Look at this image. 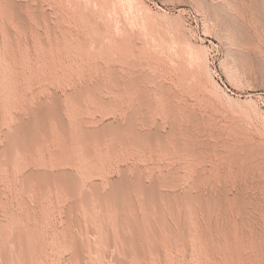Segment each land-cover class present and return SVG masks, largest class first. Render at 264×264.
<instances>
[{
  "label": "rangeland",
  "instance_id": "obj_1",
  "mask_svg": "<svg viewBox=\"0 0 264 264\" xmlns=\"http://www.w3.org/2000/svg\"><path fill=\"white\" fill-rule=\"evenodd\" d=\"M115 79L142 81L122 91L112 85ZM86 86L94 94L77 103L74 95ZM57 98L70 136L49 121L35 152L7 155V136ZM195 116L202 126L193 122ZM129 121L143 134L162 132L163 140L136 145L130 134L126 144L106 136L92 140L88 153L74 141L79 126L100 130ZM185 127L198 131L196 136L180 134ZM195 138L210 143V151L193 152L178 143ZM0 149V223L43 240L31 264H75L77 246L88 259L76 264H112V258L113 264H264V0H0ZM240 154L253 159L233 162ZM43 172L72 173L79 195L57 185L46 190L29 179ZM124 175L132 182L138 176L137 182L149 187L157 184L173 203L163 202L165 211L161 206L149 212L134 192L126 224L114 210L80 203L94 185L106 194ZM225 190L230 197H253L248 223L237 206L222 213L218 206H186L177 198L188 192L218 196ZM75 202L80 204L75 207ZM72 212L74 222L68 219ZM161 215H167V226ZM9 242L0 236V251ZM0 264H5L1 254Z\"/></svg>",
  "mask_w": 264,
  "mask_h": 264
},
{
  "label": "bare ground",
  "instance_id": "obj_2",
  "mask_svg": "<svg viewBox=\"0 0 264 264\" xmlns=\"http://www.w3.org/2000/svg\"><path fill=\"white\" fill-rule=\"evenodd\" d=\"M10 3H13L12 1L10 2ZM16 3V2H15ZM8 5V4H7ZM12 6V5H11ZM16 8V7H15ZM12 9V8H11ZM19 9V8H18ZM256 9V8H255ZM13 12H14V10H13ZM15 15V14H14ZM18 16H19V14H17ZM16 15V16H17ZM263 16V15H262ZM24 17V16H23ZM16 19V18H15ZM17 20V19H16ZM227 20V19H226ZM21 21V20H20ZM19 22V21H18ZM76 43V42H75ZM15 44V43H14ZM77 49V48H76ZM81 56V55H80ZM76 57V56H75ZM10 58V57H9ZM78 59V58H77ZM77 64V63H76ZM103 70V69H102ZM129 72V71H128ZM116 73V72H115ZM89 76V75H88ZM128 77V76H127ZM118 78H119V76H118ZM139 78V77H138ZM142 78V77H141ZM144 78V77H143ZM148 78V77H147ZM122 80H119V79H115L114 81L112 80V85H114V87L116 88V89H119V90H122V91H124V89H128V88H137L138 87V85H139V82L140 81H142V80H140V81H138V80H131V81H129V83H127V84H124L125 82H121ZM111 82V81H110ZM101 84V83H100ZM85 85H88V84H85ZM141 85V84H140ZM91 86V85H90ZM97 86V85H96ZM77 87V86H76ZM92 87V86H91ZM100 87V86H99ZM84 88V87H83ZM97 88V87H96ZM95 88V89H96ZM99 89V91H100V89H102V88H97V90ZM94 89H92V88H90L89 86H86L85 88H84V90L83 91H80V93L78 92V94L76 93L75 95H74V100L78 103V102H81L82 100H83V97L85 96V94L86 93H88V94H94V91H93ZM152 91V90H151ZM158 91H159V89H158ZM159 92H162V94H164V91H159ZM168 92V91H167ZM151 93V92H150ZM87 95V94H86ZM167 95H168V93H167ZM166 95V96H167ZM98 98V97H97ZM170 98V97H169ZM69 99H70V97H69ZM68 99V100H69ZM171 99V98H170ZM72 100H73V98H72ZM99 100V99H98ZM142 101H147V100H145V98H142L141 99ZM167 100H169V99H167ZM62 101V100H61ZM102 101H104V100H102ZM102 101H100V102H102ZM63 102V101H62ZM75 102V103H76ZM115 102V101H114ZM147 102H150V101H147ZM170 102V101H169ZM59 101H58V98H57V100H56V102L54 103L53 102V104H47V105H44V106H42V107H40L39 109V111L38 112H34L31 116H32V119H31V121L30 122H28V123H26V124H24L25 123V121L23 122V120H22V122H23V124H20V125H18V127L16 128V130L12 133V134H10L9 136H7L8 138V142H9V147L7 148V149H5V153L7 154V155H9V156H14V153L16 152V151H20V152H25V151H28V150H30V149H33V151H34V147H36L37 145H39L40 143H41V133H45V134H47L48 133V130H49V121H53L55 124H56V126L60 129V131L62 132V133H64V134H67L68 132H69V123H67L68 122V120H64V118L62 117V115H61V110L63 111V108H61V110H60V106H59ZM82 104H83V102H81ZM104 103V102H103ZM172 103V102H171ZM150 104V103H149ZM79 105H80V103H79ZM136 105V104H135ZM145 105H147V104H145ZM144 105V106H145ZM64 106V105H63ZM152 106V105H151ZM168 106H170V105H168ZM174 106V105H173ZM150 107V106H149ZM171 107V106H170ZM66 108V107H65ZM146 108V107H145ZM148 108V107H147ZM139 110V109H138ZM173 110V109H172ZM145 111V110H144ZM147 111V110H146ZM168 111V110H167ZM171 112V111H170ZM174 112H176V110H174ZM133 113H134V111H133ZM136 113V112H135ZM172 113V112H171ZM193 113V112H192ZM137 114V113H136ZM177 114V113H176ZM132 115V114H131ZM135 115V114H134ZM149 116V115H148ZM192 116V115H191ZM194 116V115H193ZM198 116H200V115H198ZM135 117H136V115H135ZM196 117V116H195ZM193 117V122L196 124V125H198L199 124V120H198V118L196 117ZM69 118V117H68ZM131 118H133V117H131ZM186 118V117H185ZM134 119V118H133ZM192 119V118H191ZM206 119V118H205ZM133 121V120H132ZM135 121V120H134ZM133 121V122H134ZM137 121V120H136ZM145 121V120H144ZM86 122V121H85ZM130 122V124L129 123H127L128 125H125V126H123L124 124H120V125H111V123H110V125L108 124L107 126H105V127H103V126H101V127H103L102 129H100V130H93L94 128H92V130H90L91 129V127H89L90 129L88 130L87 128L85 129V128H83V127H81V126H79V127H77V133L75 134V136H74V141L77 143V145L78 146H80V148L81 147H84V149H85V153H88L89 151L91 152V149L89 150L88 149V147H89V143L92 141V140H98V139H101V138H105L106 136H109V137H113L114 139H116V140H118V141H122L123 143L125 142V144L127 143L126 142V140H127V134H130L131 135V138H132V141L133 142H135L136 143V145L137 144H143V143H151L152 145H155L157 142H160V141H162L163 140V135L159 132V133H157L156 131V133L155 132H152V134H143L142 132H138L137 130H136V128H135V126L133 125V123H131V121H129ZM20 123V122H19ZM51 123V122H50ZM115 123V122H114ZM120 123V122H119ZM202 123V122H201ZM201 123L199 124V125H201ZM69 124V125H68ZM193 124V123H192ZM194 124V125H195ZM52 125V124H51ZM79 125V124H78ZM195 125V126H196ZM186 126V125H185ZM188 126V125H187ZM193 126V125H192ZM202 126V125H201ZM175 127V126H174ZM205 127V126H204ZM96 128V127H95ZM176 129H177V127H175ZM186 128V127H185ZM71 129V128H70ZM174 129V128H173ZM183 129V128H182ZM197 129H199V128H197ZM140 130V129H139ZM201 130H203L202 129V127H201ZM200 130V131H201ZM148 131V130H147ZM158 131V130H157ZM172 131V130H171ZM178 131H179V129H178ZM55 132V131H54ZM175 132V131H174ZM181 133L180 134H182V135H184L185 137H188V138H194L195 136H196V134H197V132L198 131H195V130H193V127H192V129H190V128H186L185 130H181L180 131ZM9 133V132H8ZM53 133V132H52ZM72 133V132H71ZM154 133V134H153ZM177 133V132H176ZM51 134V133H50ZM169 134V133H168ZM54 135V134H53ZM67 135H69V134H67ZM172 135V134H171ZM175 135H177V134H175ZM175 135H174V137H175ZM70 136V135H69ZM168 136V135H167ZM166 136V137H167ZM169 136H170V134H169ZM47 137V136H46ZM51 137V136H50ZM164 137H165V135H164ZM198 137V136H197ZM72 138V137H71ZM173 138V137H172ZM70 139V138H69ZM178 140H180L179 138H177ZM201 139V138H200ZM199 139V140H200ZM47 141H50V139L48 140V139H46ZM68 140V139H67ZM102 140V139H101ZM104 140V139H103ZM164 140H165V138H164ZM174 140V139H173ZM199 140H196V138H195V140H194V142H188V140L187 141H182V142H179L178 141V143L181 145V147H183L184 149H186V150H190V151H193V152H203V151H210L209 149H211V144L210 143H204V141L203 142H201V140L199 141ZM210 140V139H209ZM129 141H131V140H129ZM171 141H172V139H171ZM207 141V140H206ZM70 142V141H69ZM98 143H99V141H97ZM174 142V141H173ZM67 143V142H66ZM155 143V144H154ZM163 143H164V141H163ZM165 144H166V141H165ZM208 144H210V145H208ZM253 144V143H252ZM117 145H118V143H117ZM129 145V144H128ZM140 145V146H141ZM213 145V144H212ZM88 146V147H87ZM114 146V145H113ZM115 146H116V144H115ZM120 146V145H119ZM164 146V145H163ZM249 146V145H248ZM153 147V146H152ZM178 147V146H177ZM253 147V146H252ZM79 148V147H78ZM92 148V147H91ZM116 148V147H115ZM120 148V147H119ZM155 148H156V146H155ZM165 148V147H164ZM212 148H215V146L213 147L212 146ZM246 148V147H245ZM243 149V148H242ZM255 149V148H254ZM259 149V147L256 149V150H258ZM1 150V149H0ZM113 150V149H112ZM159 150V149H158ZM216 150V149H215ZM247 150H248V147H247ZM3 151V150H2ZM169 151V150H168ZM213 151V150H212ZM230 151V150H229ZM261 151L262 150H260L259 152H260V154H261ZM35 152V151H34ZM33 152V153H34ZM5 153H3L4 155H5ZM59 153V152H58ZM211 154V153H210ZM236 154H238V153H236ZM254 154V153H253ZM3 155V156H4ZM247 155V154H246ZM250 155V154H249ZM249 155H247L248 157H242L241 156V154L240 155H234L233 157H232V160H233V162H235V163H237V164H242L244 161L246 162V160H248V161H250L251 160V158L252 157H250ZM255 155H256V153H255ZM2 156H0V158H1ZM250 157V158H249ZM12 158V157H11ZM256 158V157H255ZM37 159V158H36ZM253 159V158H252ZM9 160H10V158H9ZM13 160V159H12ZM11 160V161H12ZM4 161V160H3ZM5 162V161H4ZM83 163V162H82ZM5 164V163H4ZM83 167V166H82ZM88 167V166H87ZM205 168V167H204ZM259 168V167H258ZM88 169V168H87ZM125 169V168H124ZM32 170V169H31ZM81 170V169H80ZM84 170V169H83ZM126 170V169H125ZM239 170V169H238ZM245 170V169H244ZM61 171V170H60ZM32 172V171H31ZM52 172V171H51ZM55 172V171H54ZM65 172V171H64ZM260 172V171H259ZM49 173V172H48ZM75 173V172H74ZM255 173V172H254ZM27 174H29V173H27ZM50 174V173H49ZM49 174H45L44 172L43 173H31V175H29L30 176V180H31V182L32 181H34V182H36L40 187H42V188H47L46 190H48V188L50 189V187H53V186H55V185H57V186H59V187H61L62 189H64L65 190V192L68 194V195H70V196H73V197H76L77 195H79V193H80V190H81V188H80V183L78 182L79 180H77L76 178H74L71 174H67V173H57V174H54V175H49ZM222 174V173H221ZM258 175V174H257ZM88 176V175H87ZM86 176V177H87ZM142 176V175H141ZM180 176V175H179ZM252 176V175H251ZM125 179H123L122 181H120V182H118L117 181V183H114L113 184V187H112V189H111V191L108 193H106V194H103L102 193V191H100L99 190V187H97V185L95 186L94 185V187L93 188H91L90 189V191L88 192L87 191V195L85 196V198L83 199V200H81V202H80V200H79V202L80 203H82L83 205H88V207H89V205H94V204H97V205H99L100 206V208H102V209H108V210H111V211H115V212H117V214H118V217H119V219H120V221H121V223L122 224H126V223H128L129 221H130V213L128 212V209H127V204H128V202H131L132 201V197L134 196L133 195V193L134 192H136V193H138L139 194V196L141 195L142 196V198L144 199V202H145V205L147 206V208L149 209V212L150 211H153L154 210V208H160L161 206H162V203L163 202H167L168 204L170 203H173V201H174V199L171 197V196H169L168 194L166 195V194H163L162 192H160V189H158V188H160V187H156L157 186V184H156V186H152V187H149V186H147L148 184H144L143 182H137L138 181V179H137V177L138 176H136V178H135V180H137L136 182H132V180H131V178H130V180L127 178V177H125V175L123 176ZM28 178V177H27ZM27 178H25L26 180H27ZM78 178V177H77ZM139 178V177H138ZM142 178H143V176H142ZM201 178V177H200ZM254 178V177H253ZM29 179H28V181H29ZM140 179V178H139ZM145 179V178H144ZM168 179V178H167ZM26 180H25V182H26ZM121 180V179H120ZM142 180V179H141ZM164 180H166V179H164ZM169 180V179H168ZM259 180V179H258ZM27 181V182H28ZM81 181V180H80ZM102 181V180H101ZM134 181V180H133ZM30 182V181H29ZM87 182H88V180H87ZM94 182V181H93ZM158 182V181H157ZM156 182V183H157ZM162 182V181H161ZM197 182V181H196ZM202 182V181H201ZM99 183V182H98ZM162 183H164V182H162ZM161 183V184H162ZM175 183V182H174ZM199 183V182H198ZM29 184V183H28ZM160 184V185H161ZM200 184V183H199ZM216 184V183H215ZM163 185V184H162ZM26 186H27V184H26ZM159 186V185H158ZM2 187V186H1ZM27 188V187H26ZM28 188H29V185H28ZM90 188V187H89ZM87 189V188H86ZM224 189V188H223ZM26 190H28V189H26ZM53 190V189H52ZM58 190V189H57ZM28 191H30V193L32 192L30 189L28 190ZM28 191H26V192H28ZM45 191V190H44ZM43 191V192H44ZM190 191V190H189ZM240 191V190H239ZM2 192V191H1ZM0 192V194H2ZM42 192V193H43ZM46 192V191H45ZM205 192V191H204ZM228 192V191H227ZM226 192V190L224 191V192H222V194H220V195H218V196H214V195H209L208 194V196H207V194L206 195H193V194H191L190 192H188V194H186V195H184V196H180V197H177L178 198V200L181 202V203H183V204H189V205H193V204H195V203H200V204H203V205H205V206H209V205H211V206H218L223 212L222 213H224L227 209H228V206L229 205H234V206H237V210L239 211V212H241L242 214H243V221L244 222H249L250 221V211H249V205H251L252 203H254L255 204V202H253L252 201V198L251 199H249V197L247 198L245 195H246V193H245V195L243 194V193H239V194H237L236 196H232V197H230L229 195H228V193ZM48 193V192H47ZM64 193V192H63ZM84 194H86V193H84ZM176 194V193H175ZM175 194H170V195H175ZM3 195V194H2ZM59 195V194H58ZM83 195V194H82ZM177 195V194H176ZM1 196V195H0ZM45 196H46V193H45ZM3 197V196H2ZM135 197V196H134ZM255 200V199H254ZM26 201H28L27 199H26ZM76 201V200H75ZM78 201V200H77ZM176 201V200H175ZM257 201L258 200H256V203H257ZM4 202V201H3ZM72 202H74V200L72 201ZM259 202V201H258ZM30 203V202H29ZM34 203V202H33ZM59 203V202H58ZM75 203H77V202H75ZM80 203H77L76 205H75V207H77ZM62 204V203H61ZM72 204V203H71ZM74 204V203H73ZM135 204H137V202L135 203ZM164 204V203H163ZM175 204V203H174ZM199 205V204H198ZM72 206V205H71ZM70 206V207H71ZM176 206V205H175ZM187 206V205H186ZM185 206V207H186ZM196 206V205H195ZM200 206V205H199ZM259 206V205H258ZM30 207H32V206H30ZM91 207V206H90ZM94 207V206H93ZM174 207V206H173ZM177 207V206H176ZM203 207V206H202ZM27 208V207H26ZM33 208V207H32ZM31 208V209H32ZM54 208V207H53ZM59 208V207H58ZM72 208V207H71ZM71 208H69V209H71ZM79 208V207H78ZM135 208H136V206H135ZM188 208V207H187ZM192 208H193V206H192ZM196 208V207H195ZM204 208H206V207H204ZM214 208V207H213ZM230 208V207H229ZM14 209V208H13ZM75 209V208H74ZM84 209H85V207H84ZM92 209V208H91ZM90 209V210H91ZM94 209V208H93ZM92 209V210H93ZM146 209V208H145ZM161 209H163V206H162V208H160V210ZM174 209H175V207H174ZM207 209V208H206ZM205 209V210H206ZM216 209V208H215ZM159 210V211H160ZM164 211H165V208L163 209ZM183 210V209H182ZM186 210V209H185ZM184 210V211H185ZM193 210H194V208H193ZM203 210V209H202ZM210 210V209H209ZM213 210V209H212ZM31 211V210H30ZM74 211V210H73ZM190 211V210H189ZM195 211V210H194ZM198 211V210H197ZM218 212H219V209L217 210ZM32 212V211H31ZM86 212V211H85ZM84 212V213H85ZM93 212V211H92ZM92 212L90 213V214H92ZM100 212V211H99ZM161 212V211H160ZM216 212V211H215ZM95 213H96V211H95ZM194 213V212H193ZM192 213V215H194ZM226 213V212H225ZM228 213V212H227ZM253 213V212H252ZM59 214V213H58ZM76 214V213H75ZM94 214V213H93ZM160 214H163L162 212L160 213ZM185 215H188V213L186 214V213H184ZM195 214H196V212H195ZM85 215V214H84ZM108 215V214H107ZM116 215V214H115ZM184 215V216H185ZM191 215V216H192ZM206 215V214H205ZM34 216V215H33ZM42 216V215H41ZM98 216V215H97ZM100 216H102V214L100 215ZM100 216H99V218H100ZM109 216V215H108ZM165 217L167 216V215H164ZM163 215H161L160 216V218H161V222H162V224L163 225H165V226H167V219H165V217H164ZM256 216V215H255ZM80 217V216H79ZM186 217V216H185ZM188 217V216H187ZM186 217V218H187ZM43 218V217H42ZM67 218V217H66ZM95 218V217H94ZM139 218V217H138ZM189 218H191L190 216H189ZM198 218H200L199 216L197 217V215H196V219H197V221H198ZM225 218H226V216H225ZM228 218V217H227ZM6 219V218H5ZM65 219V218H64ZM69 221L70 222H74V221H76V216L74 215V213L72 212V213H70L69 214ZM96 219V218H95ZM98 219V218H97ZM150 219V218H149ZM1 220V219H0ZM35 220V219H34ZM49 220V219H48ZM99 220V219H98ZM101 220H102V218H101ZM100 220V221H101ZM143 220V219H142ZM169 220V219H168ZM187 220V219H186ZM223 220H225V219H223ZM68 221V222H69ZM97 221V220H96ZM147 221V220H146ZM184 221V220H183ZM200 221V220H199ZM34 222V221H33ZM45 222V221H44ZM48 222V221H47ZM80 222V221H79ZM98 222V221H97ZM145 222V221H144ZM154 222V221H153ZM152 222V223H153ZM216 222V221H215ZM227 222V221H226ZM102 223H103V221H102ZM143 223V222H142ZM187 223V222H186ZM192 223V222H191ZM191 223H189V224H191ZM76 224V223H75ZM93 224H94V222H93ZM97 224V223H96ZM107 224V223H106ZM120 224V223H119ZM139 224V223H138ZM137 224V225H138ZM154 224V223H153ZM170 224V223H169ZM194 224V223H193ZM196 224V223H195ZM199 224V223H198ZM28 225V224H27ZM72 225V224H71ZM82 225V224H81ZM105 225V224H104ZM113 225V224H112ZM162 225V226H163ZM174 225V224H173ZM228 225V224H227ZM257 225V224H256ZM66 226H69V225H66ZM78 226H80L79 224H78ZM90 226V225H89ZM97 226H99V225H97ZM154 226H156V225H154ZM184 226V225H183ZM186 226V225H185ZM192 226V225H191ZM200 226V225H199ZM220 226V225H219ZM9 227V226H8ZM22 227V226H21ZM31 227H32V225H31ZM73 227L75 228V226L73 225ZM82 227V226H81ZM100 227V226H99ZM111 227V226H110ZM169 228H170V231L173 233V235H175V236H178V234H177V232H175L171 227H170V225L168 226ZM228 227V226H227ZM226 227V228H227ZM55 228V227H54ZM69 228H71V227H69ZM80 228V227H79ZM98 228V227H97ZM125 228V227H124ZM135 228V227H134ZM156 228V227H155ZM193 228V227H192ZM225 228V229H226ZM15 229V228H14ZM20 229V228H19ZM72 229V228H71ZM100 229V228H99ZM103 229V228H102ZM137 229H138V227H137ZM136 229V230H137ZM148 229V228H147ZM159 229V228H158ZM162 229V228H161ZM186 229H187V226H186ZM189 229V228H188ZM195 229V228H194ZM193 229V230H194ZM220 229V228H219ZM228 229V228H227ZM36 230V229H35ZM56 230V229H55ZM75 230H76V228H75ZM90 230V229H89ZM115 230V229H114ZM177 231H178V229H176ZM190 230V229H189ZM201 230H205V229H201ZM262 230V229H261ZM57 231V230H56ZM55 231V232H56ZM78 233H79V231L78 230H76ZM75 231V232H76ZM87 231V230H86ZM92 233H90L89 231V233H90V235L92 236V234H93V231L92 230H90ZM113 231V230H112ZM151 231V230H150ZM157 231V230H156ZM155 231V232H156ZM160 231V230H159ZM192 231V230H191ZM190 231V232H191ZM206 231V230H205ZM216 231H218V230H216ZM38 232V231H37ZM51 232V231H50ZM82 232V231H81ZM122 232V231H121ZM137 232V231H136ZM148 232H149V229H148ZM187 232V231H186ZM226 232V231H225ZM89 233H88V235H89ZM124 233H125V231H124ZM151 233V232H150ZM153 233V232H152ZM158 233V232H157ZM161 233V232H160ZM160 233H158V234H160ZM170 233V232H169ZM182 233V232H181ZM194 233V232H193ZM202 233V232H201ZM216 233V232H215ZM230 233V232H229ZM36 234V233H35ZM44 234V233H43ZM99 234H101V233H99ZM165 234V233H164ZM168 234V233H167ZM166 234V235H167ZM188 234H189V232H188ZM206 234H207V232H206ZM104 235V234H103ZM111 235H113V233L111 234ZM110 235V236H111ZM122 235V234H121ZM169 235V234H168ZM180 235V234H179ZM192 235V234H191ZM0 236L2 237V238H4V239H11V243L9 244V245H5V244H3V246L1 247V251H0V254H1V257H2V259H3V261H4V263L5 264H15V263H17V261L15 260L17 257H19V259L20 260H22L23 262H26L27 264H31V261H32V258L35 256V255H37L38 254V252H40V243H41V241H43V240H41L40 241V243H38L37 241H36V239L34 238V235H33V233H32V231H15V230H7L4 226H2L1 225V223H0ZM47 236V235H46ZM78 236V235H77ZM83 236V235H82ZM101 236V235H100ZM115 236V235H114ZM141 236V235H140ZM154 236V235H153ZM157 236V235H156ZM174 236V237H175ZM188 236V235H187ZM217 236H220V235H217ZM49 237V236H48ZM104 237V236H103ZM124 237V236H123ZM126 237V236H125ZM150 237H151V235H150ZM159 237V236H158ZM157 237V238H158ZM209 237V236H208ZM37 238V237H36ZM47 238V237H46ZM45 238V239H46ZM72 238H73V236H72ZM80 238H81V236H80ZM86 238V237H85ZM98 238V237H97ZM142 238V237H141ZM155 238V237H154ZM179 238V237H178ZM206 238V237H205ZM39 239V238H38ZM42 239V238H41ZM48 239V238H47ZM96 239V238H95ZM105 239V238H104ZM125 239V238H124ZM138 239V238H137ZM204 239V238H203ZM219 239V238H218ZM217 239V240H218ZM70 240V239H69ZM73 240V239H72ZM78 240V239H77ZM91 240H92V238H91ZM114 240H115V238H114ZM136 240V239H135ZM139 240V239H138ZM152 240H153V238H152ZM171 240H172V238H171ZM197 240V239H196ZM60 241V240H59ZM82 241V240H81ZM88 241V240H87ZM104 241V240H103ZM137 241V240H136ZM167 241H168V239H167ZM186 241V240H185ZM45 242V241H44ZM70 242H71V240H70ZM106 242V241H105ZM130 242V241H129ZM144 242V241H143ZM154 242V241H153ZM211 242V241H210ZM49 243H50V241H49ZM56 243V242H55ZM63 243H64V241H63ZM79 243H81L80 241H79ZM98 244H99V242H97ZM121 243V242H120ZM125 243V242H124ZM126 243H128V242H126ZM131 243V242H130ZM134 243V242H133ZM151 243V242H150ZM201 243H202V241H201ZM42 244V243H41ZM54 244V243H53ZM57 244V243H56ZM93 244V243H92ZM102 244H104L103 242H102ZM106 244V243H105ZM116 244V243H115ZM136 244V243H135ZM137 244H139V243H137ZM156 244V243H155ZM217 244V243H216ZM45 245H47V244H45ZM51 245V244H50ZM76 245V244H75ZM93 245H95V244H93ZM120 245V244H119ZM125 245H128V244H125ZM140 245V244H139ZM138 245V246H139ZM145 245V244H144ZM243 245V244H242ZM43 246V245H42ZM155 246V245H154ZM159 246V245H158ZM217 246V245H216ZM219 246V245H218ZM236 246V245H235ZM76 247V246H75ZM78 247V246H77ZM76 247V249H75V255H73V256H75V258H76V260L78 261V262H80V263H82V262H84V259L86 258V255H85V258L83 259V255H82V253H83V251H84V249H82V250H80V248H77ZM82 247H84V246H82ZM94 247H97V245H95ZM103 247V246H102ZM112 247V246H111ZM120 247V246H119ZM142 247V246H141ZM213 247V246H212ZM231 247V246H230ZM46 248H47V246H46ZM49 248V247H48ZM47 248V249H48ZM51 248V247H50ZM53 248V247H52ZM114 248H115V246H114ZM140 248V247H139ZM145 248V247H144ZM218 248V247H217ZM41 249H43V248H41ZM54 249V248H53ZM56 249V248H55ZM115 249H117V248H115ZM127 249V248H126ZM125 249V250H126ZM132 250H133V248H131ZM135 249V248H134ZM147 249V248H146ZM214 249V248H213ZM262 249V248H261ZM51 250V249H50ZM58 250V249H57ZM123 249H121V251H122ZM127 250H129V249H127ZM126 250V251H127ZM138 250V249H137ZM157 249H155V251H156ZM163 250V249H162ZM194 250V249H193ZM47 251V250H46ZM82 251V252H81ZM114 251V250H113ZM153 251V250H152ZM154 251V252H155ZM207 251V250H206ZM50 252V251H49ZM48 252V254H49V256H50V254L53 252H51V253H49ZM94 252H95V249H94ZM97 252L99 253V251L97 250ZM116 252V251H115ZM130 252V251H129ZM138 252L139 253H141V254H143L142 252H140V250H138ZM153 252V253H154ZM133 253V251H131V254ZM160 253V252H159ZM64 254V253H63ZM62 254V255H63ZM95 254V253H94ZM116 254V253H115ZM155 254V253H154ZM39 255V254H38ZM52 256L54 255V254H51ZM61 255V254H60ZM61 255V256H62ZM114 255V254H113ZM124 255V254H123ZM161 255H162V253H161ZM216 255V254H215ZM246 255V254H245ZM15 256V258L13 259V257ZM70 256V255H69ZM96 256V255H95ZM98 256V255H97ZM116 256V255H115ZM129 256V255H128ZM127 256V257H128ZM131 256V255H130ZM133 256V255H132ZM264 256V255H263ZM262 256V257H263ZM57 257V256H56ZM66 257H68V256H66ZM72 257V256H71ZM124 257V256H123ZM122 257V258H123ZM52 258V257H51ZM54 258V257H53ZM62 258H64V257H62ZM111 258H112V256H111ZM121 258V259H122ZM46 259V258H45ZM66 259V258H65ZM68 259V258H67ZM74 259V258H73ZM73 259H71V260H73ZM86 259H88V258H86ZM100 259H102V258H100ZM120 259V258H119ZM126 259V258H125ZM124 259V260H125ZM198 259V258H197ZM197 259H195L196 260V262H197ZM70 260V259H69ZM76 260H75V264H76ZM95 260V259H94ZM112 260H113V263H114V261H115V259H113L112 258ZM128 260V259H127ZM126 260V261H127ZM151 260H153L152 258H151ZM258 260V259H257ZM62 261H63V259H62ZM67 261V260H66ZM87 261V260H86ZM98 261V260H97ZM49 262V261H48ZM52 262V261H51ZM50 262V263H51ZM71 262V261H70ZM74 262V261H73ZM88 262V261H87ZM128 262V261H127ZM153 262V261H152ZM250 262V261H249ZM49 263V264H50ZM56 263V262H55ZM112 263V264H113ZM54 264V263H53ZM70 264V263H69ZM96 264V263H95ZM98 264V263H97ZM117 264H124L123 263V260H122V262L119 260V262L117 261ZM129 264V263H128ZM153 264V263H152ZM198 264V263H197Z\"/></svg>",
  "mask_w": 264,
  "mask_h": 264
}]
</instances>
